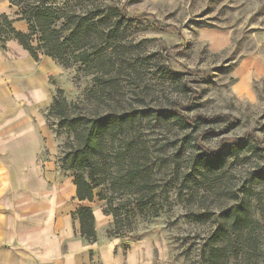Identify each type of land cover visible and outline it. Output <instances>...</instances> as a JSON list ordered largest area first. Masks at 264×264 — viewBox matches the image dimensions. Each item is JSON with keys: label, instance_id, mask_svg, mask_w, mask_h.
I'll list each match as a JSON object with an SVG mask.
<instances>
[{"label": "rangeland", "instance_id": "obj_1", "mask_svg": "<svg viewBox=\"0 0 264 264\" xmlns=\"http://www.w3.org/2000/svg\"><path fill=\"white\" fill-rule=\"evenodd\" d=\"M40 1L71 58L57 60L54 81L67 111L47 120L60 170L94 186L97 237L123 250L149 237L166 264H264V72L236 86L243 60L264 65V0ZM77 16L91 33L70 40ZM84 51L87 62L71 57ZM105 115L120 125L97 140L90 167L70 168L85 124Z\"/></svg>", "mask_w": 264, "mask_h": 264}, {"label": "crops", "instance_id": "obj_2", "mask_svg": "<svg viewBox=\"0 0 264 264\" xmlns=\"http://www.w3.org/2000/svg\"><path fill=\"white\" fill-rule=\"evenodd\" d=\"M17 10L0 0V12L18 31L29 32ZM254 63L243 60L236 68L240 92L264 72L262 61ZM63 71L50 55L36 59L15 38L0 47V264H166L156 259L149 237L123 250L118 238L91 241L82 234L77 212L93 202L80 199L75 178L60 170L47 120L54 81ZM93 212L99 233L101 217Z\"/></svg>", "mask_w": 264, "mask_h": 264}, {"label": "trees", "instance_id": "obj_3", "mask_svg": "<svg viewBox=\"0 0 264 264\" xmlns=\"http://www.w3.org/2000/svg\"><path fill=\"white\" fill-rule=\"evenodd\" d=\"M43 1L36 0L35 3H22L21 1L11 0L12 5L16 6L18 9L17 13H20V18L25 19L29 23V32H21L18 31L13 23L14 19L10 18V16L6 13L0 12V47H5L6 42L10 39H17L26 49L30 51V53L36 58L39 59V53L50 55L56 61L59 60L60 63L66 66H70L71 58L67 57L68 52L65 51L67 48V40L60 42L59 36L52 37L49 36L48 30L50 29V23H54L59 16L55 17L50 16L48 14L47 7H40ZM20 5V6H19ZM77 20H73L76 25L74 29L70 32L68 39L77 40L82 34H90L89 31L90 26L85 23V18L83 16H77ZM37 23L41 28L42 35L38 36V32L36 30ZM34 37L36 40V45H33ZM71 57L78 58L84 62H87L91 59V54L89 52H80L78 54H71ZM58 92H62V89H58ZM67 111L66 100L61 95L56 94L54 96V101L50 106L48 112L49 113H61L65 114ZM174 116H180L175 111L173 112ZM182 117V116H181ZM222 115L216 117H208L205 115H201L198 117L197 122L202 123H213L215 121L220 120ZM180 118V117H178ZM177 118V119H178ZM182 119V118H181ZM121 119L105 115L95 117L93 120L88 121L85 124V127L82 129L83 138L81 147L76 149L75 153H73V162L69 165L70 168H75L78 165L81 167H90L92 164L91 155L96 146L97 140L100 138L105 131H109L110 129L114 130L120 125ZM75 129L78 131L80 129L78 124H75ZM250 142L246 143V140H237L234 141V145H247ZM222 152L223 149L217 153V155H210L208 161L210 165L214 166L217 160L219 163L222 161ZM75 184L77 186V195L80 199H88L90 201L94 198L93 189L94 186L83 176L79 175L75 178ZM77 217L81 222V230L82 234L89 238L91 241H95L97 238L96 228H95V216L93 209L91 207H82L77 212ZM239 218H235L234 221L237 222ZM219 229L212 241L215 243L219 242L223 233L220 232ZM219 246L214 247V250L211 251L212 257H217L220 252Z\"/></svg>", "mask_w": 264, "mask_h": 264}]
</instances>
